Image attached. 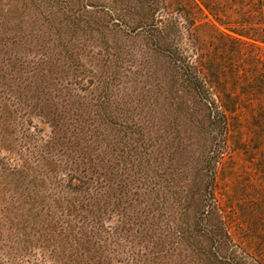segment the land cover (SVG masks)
I'll return each instance as SVG.
<instances>
[{
    "label": "rangeland",
    "instance_id": "obj_1",
    "mask_svg": "<svg viewBox=\"0 0 264 264\" xmlns=\"http://www.w3.org/2000/svg\"><path fill=\"white\" fill-rule=\"evenodd\" d=\"M207 2L264 30V0ZM181 10L0 0V264L79 262L81 231L100 264H264V130L222 126L183 60L217 36L200 19L184 34ZM81 176L86 210L63 192ZM67 201L66 222H48Z\"/></svg>",
    "mask_w": 264,
    "mask_h": 264
},
{
    "label": "trees",
    "instance_id": "obj_2",
    "mask_svg": "<svg viewBox=\"0 0 264 264\" xmlns=\"http://www.w3.org/2000/svg\"><path fill=\"white\" fill-rule=\"evenodd\" d=\"M176 2L183 8L180 15L187 23L180 27L184 34L190 33L191 39H195L196 22L200 19L203 21L201 25L209 26L217 36L215 38L218 41L217 48L207 50L200 41L192 48L188 47L183 60L188 67H186L187 74L193 76L197 87L208 95L211 107L222 122V126L229 129L233 124L239 125L244 122L251 129L264 130V30L233 28L217 18L207 0H176ZM222 41L229 42L230 47L222 49ZM242 117H246L247 120L243 121ZM86 165L95 167L96 164L89 161ZM67 181L65 191H61L69 194L70 198L73 195L77 199L75 200L77 208L86 210L84 201L79 196L89 190L87 179L81 176L71 177ZM98 181L99 178L97 184ZM40 191L38 200L44 205L47 199ZM60 199V196L53 199L52 204L60 205ZM61 206H65V209L55 206L48 222H54V219L56 222H66V214L74 213L70 209L72 207L70 201ZM57 208L62 209L60 216L54 212ZM77 218L83 219L81 215ZM78 235L71 239V250L76 258H79V262L74 261V264H100L95 259L103 257L104 246L95 244L92 240L87 242L83 231ZM56 250L58 251V248Z\"/></svg>",
    "mask_w": 264,
    "mask_h": 264
}]
</instances>
